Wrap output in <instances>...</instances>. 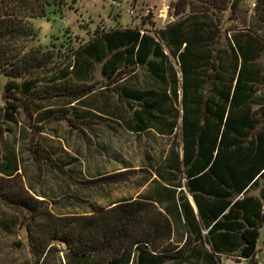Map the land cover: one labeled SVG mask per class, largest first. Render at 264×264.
Returning <instances> with one entry per match:
<instances>
[{"label":"trees","instance_id":"1","mask_svg":"<svg viewBox=\"0 0 264 264\" xmlns=\"http://www.w3.org/2000/svg\"><path fill=\"white\" fill-rule=\"evenodd\" d=\"M193 1L210 4L211 8L199 6L196 13ZM244 1L180 0L175 7L179 19L155 34L159 41L138 29L102 31L76 50L72 60L58 68L61 62L57 63L56 52L35 43L32 20L45 15L47 5L58 9L66 5L67 0H0V73L7 78L3 93L4 114H0V119H3L2 123L10 122L16 112L22 111L32 133L37 136L32 141L33 158L44 159L56 166L38 139L40 130L31 125L32 115L40 109L39 105L44 102L52 105V102L69 96L78 99L92 92L90 87L77 88L78 84L88 82L96 64L101 65L103 77L112 81L113 76L118 75L116 82L126 73L133 72L134 65L147 71L153 86L133 89L127 84L129 81L119 86L116 93L122 106L126 107L124 111L129 114L127 119L123 117L129 130L140 133L150 125L161 132L166 131L164 129L172 131L178 125L179 104L183 111V163L187 175L202 172L209 165L207 171H212L214 163L222 155L224 158L226 153L221 147L227 144L229 129L236 133L234 143L240 173L244 172L248 180L252 179L250 182L257 175L264 179V159L259 163L258 158L252 157L244 165L242 152L246 141H254L249 140L250 132L243 133V126L254 128L259 121L257 117L264 116V109L259 114L252 112L250 106L257 81L261 38L255 26L247 25L246 21H239L240 28L225 29L222 20L223 15L229 13L230 20L234 16L238 21ZM254 4L255 18L264 21V0H254ZM186 7L192 13L184 18ZM210 9L211 17L206 15ZM230 31L234 34L228 39ZM227 40L228 48L224 49L223 42ZM162 43L178 63L180 80L179 70ZM68 52L65 53L67 57L72 53ZM2 132L0 125V137ZM256 135L262 141L264 136L259 132ZM196 148L198 151L193 155L189 153ZM202 152L204 163L197 166L196 159ZM147 158L153 159L148 155ZM243 165L247 167L245 171ZM130 171L133 170L126 167L124 171L102 175L88 183L91 187L101 182L128 181L133 173ZM262 192L264 196V188ZM0 197L27 215L25 227L29 246L38 261L55 250L56 255L59 251L64 254L65 264H167V253L176 246L171 242L172 217L159 203L146 197L121 199L107 207L93 203L89 212L77 214H55L48 207L39 209L26 198L13 201L1 190ZM234 205L247 207L240 199ZM259 220H264V214ZM227 225L217 220L209 234L223 233L222 228ZM235 229L237 238L233 245H227V238L223 242L222 237H214L213 241H219L214 246L215 251H235L237 257L247 260L248 264H259L256 259L259 224L247 227L236 224ZM172 255L177 257V264H182L184 259L180 250Z\"/></svg>","mask_w":264,"mask_h":264},{"label":"rangeland","instance_id":"2","mask_svg":"<svg viewBox=\"0 0 264 264\" xmlns=\"http://www.w3.org/2000/svg\"><path fill=\"white\" fill-rule=\"evenodd\" d=\"M179 1L67 0V4L58 9L47 5L46 14L32 20L36 31L35 43L44 49L54 50L59 56L57 63L61 62L60 68L72 60L76 50L102 31L138 29L142 34L155 36L159 30L179 19L175 13ZM193 3L196 13L200 10L199 6L211 8L210 4H202L201 1ZM241 8L238 21L234 20V16L230 20L229 13H225L223 26L225 29L240 28V22L246 21L247 25H253L258 30L262 46L253 96H264V21L254 16V0H245ZM191 13L186 7L183 17ZM210 13L211 9L206 15L211 17ZM233 31L227 34L228 39L233 36ZM226 42L228 40L223 42L224 49L228 48ZM162 45L171 57L165 44ZM67 52H72L69 57L65 56ZM171 60L179 70L180 80L178 63L172 57ZM131 73L125 74L128 77L124 81L116 82L118 75H114L111 81L102 76L101 65L96 64L91 69L88 82L78 84L77 88L90 87L92 92L78 99L69 96L52 102V105L49 102L42 103L45 107L39 105L40 109L32 115L31 125L40 130L38 139L56 166L44 159L33 158L32 141L37 136L32 133L27 116L22 111L16 112L10 122L2 123L3 119H0L3 130L0 137L1 192L10 200L26 198L31 205L39 209L48 207L55 214L86 213L93 203L107 207L118 200L135 197L141 184L147 181L148 170H151L147 155L153 158L161 154L162 147L168 146L169 142L168 139L156 140L155 137L132 132L121 117L126 109L116 93L121 84L133 81L132 78L138 75L142 83L137 87L146 89L153 86L151 80L144 78L143 70L134 76ZM6 81L7 78L0 73L1 116L4 114ZM180 93L181 90L178 91L179 100ZM126 167L133 170L128 181L101 182L91 187L88 183L102 175L124 171ZM26 221L24 211L0 197V264H65L61 251L56 255V251L51 250L39 261L32 255ZM256 259L259 264H264V221L259 227ZM223 264L248 263L226 259Z\"/></svg>","mask_w":264,"mask_h":264},{"label":"crops","instance_id":"3","mask_svg":"<svg viewBox=\"0 0 264 264\" xmlns=\"http://www.w3.org/2000/svg\"><path fill=\"white\" fill-rule=\"evenodd\" d=\"M133 67L135 68L131 73L133 76L139 70H143L144 78L151 80L145 69L134 65ZM125 77H128V75H125L121 81H124ZM132 79L133 81L129 80L127 84L133 89H142L137 87L142 83V80L138 79V75ZM250 106L252 112L256 111L260 114L264 109V96H253ZM182 114L183 111L179 105L178 125L172 131L164 129L166 131L161 132L156 127H150L149 125L146 130L137 133L144 137H155L156 140L168 139L169 142L168 146L162 147L161 154L158 153L153 159L148 160V166L151 170H148L147 181L142 183L143 185L141 184L140 191L136 193L137 197H146L159 203L173 219L171 242L176 246L174 250L167 253L165 263L177 264V257L172 255L176 250H180L182 259H184L182 264H223L226 259L247 263V260L239 259L235 251L231 253H224L217 249L215 251L214 246H217L219 241L216 240L215 242L213 239L214 237L216 239L220 237L227 238V245L230 246V244L233 245L236 242V224L244 227L250 224H259L260 227L264 221L260 222L259 220V217L264 214V196L262 192L264 179L258 178L257 175L250 182L252 179L248 180V177L244 176L246 175L244 172L240 173V167L237 166L236 159L237 149L234 143L236 133L229 129L227 144L221 147L222 151L226 153L224 158L222 155L214 163L212 171H207L210 168L209 165L202 172L198 173L196 171V173L187 175V167L183 163ZM128 115L126 112L121 114L124 118ZM257 118L259 121L254 128L249 129L243 126V133L250 132L249 140H254L251 143L246 141L242 147L244 165L252 157L254 159L258 158L259 163L264 159V137L260 141V138L256 135L259 132L264 136V116ZM196 151H198L197 148L191 149L189 153L193 155ZM204 152H202V156L197 157L195 165L199 166L203 162ZM217 152L218 150L215 151L214 157ZM246 169L247 167L244 166L243 171ZM256 180L257 182H255ZM136 196L133 199H136ZM237 199L243 200L247 207L237 208L234 205ZM181 203H184L185 210ZM217 220L226 222L228 225L222 228L223 233L217 231L215 234H209L212 225ZM223 242H225V239Z\"/></svg>","mask_w":264,"mask_h":264}]
</instances>
